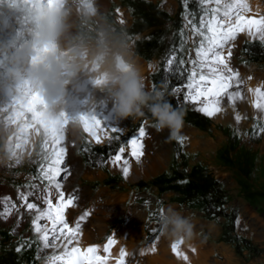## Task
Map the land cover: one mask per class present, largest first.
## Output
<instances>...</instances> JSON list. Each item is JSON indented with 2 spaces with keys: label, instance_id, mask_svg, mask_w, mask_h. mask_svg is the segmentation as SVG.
Returning <instances> with one entry per match:
<instances>
[{
  "label": "rangeland",
  "instance_id": "1",
  "mask_svg": "<svg viewBox=\"0 0 264 264\" xmlns=\"http://www.w3.org/2000/svg\"><path fill=\"white\" fill-rule=\"evenodd\" d=\"M77 1L85 3L87 11L79 10L80 12L71 17H63L67 21V29L57 38V44L62 47L80 45L90 52L103 49L110 58L121 47L126 48L129 59L136 56L139 63L147 66V72L143 74L146 90H153L155 87V90H165L166 96H173L171 93L173 86L177 83H187L186 77L171 76L172 79L168 78L165 83L163 67L172 52L181 46L185 51H177V57H183L187 61V52L194 46L189 39L190 28L185 27V16L193 19L198 25L199 17L203 15L205 8L210 6L202 4L200 0H144L151 6L147 8L146 5H140L143 11L141 12L133 5V0ZM139 1L142 0H135L137 5ZM260 1L264 3V0ZM53 2L52 0H17L16 5L0 7V37L3 34V26L8 29L12 25L5 23L11 19L12 13L9 11L22 9V11L17 10V18L13 21L17 26L13 37L5 38L4 44L0 42V108H8L5 111L6 116L0 118V122L15 121V125L25 124L28 125L27 127L35 122L34 111L23 105L21 101L29 95L42 94L31 78V69L49 53V47L35 42L33 15L41 4L48 7ZM68 9L65 14L69 15L71 10ZM155 9L160 12L151 16V22L155 23V27L142 28V23L150 21L144 16V11ZM160 29L165 31L157 32ZM151 32L164 39L167 48L158 58L147 61L134 54L133 49L135 40H146L150 38ZM252 42L249 37H245L235 44L232 65L236 69L241 68L242 74L258 71L264 77V43ZM25 50H27L26 54L22 55ZM194 56L193 52L192 57ZM86 65L79 72L78 77H81L77 82L79 87L75 85L78 78L75 76L70 78L71 82L61 98V106L75 111L77 117H81V114L89 117L96 114L101 117H114L111 96L100 84L102 78L93 71V63ZM22 74L26 75L27 88L22 85L24 81ZM17 82H20L19 85ZM10 83L16 85L18 92L15 91L13 94H17L18 102H14L11 96L3 95L2 87ZM174 100L177 102L175 97ZM177 104L185 112L197 111L206 116L197 110L198 105L183 102ZM145 110L149 117L142 122H147L146 131L151 139L150 146L160 149L163 153V162L154 173L144 176L140 172L132 171L133 173L125 178L120 168L108 162L112 155L104 158L90 148L91 144L101 145L109 141L104 139L105 133L110 135L112 132L110 127L104 126L103 121L100 128L96 129L97 135L103 139L99 144L95 143L89 134L84 133L82 119L74 125V135L71 136L66 133L72 123L57 124L51 129L34 125L36 128L35 130L33 128L32 132L37 130V134L28 149L27 147L21 149L22 145L14 147L12 143L7 148L5 139L0 135V195H12L15 198L16 190L23 189L31 182L32 177L38 175L39 164L43 162L42 142L53 129H59L64 134L61 146L65 148L67 143L69 144L68 148H65L61 167L66 168V162L73 157L74 164L70 169H77L79 177L73 179L72 187L79 188L81 196L87 201L82 211L88 208L95 196L99 193L104 194V204L99 208L101 211L97 215L104 218L102 226L105 230L102 236L97 238L98 240L92 239L90 243H106L111 232L124 228L129 217H132L131 227L140 232L137 247H146L150 241H154L153 237L156 234L152 229L162 228L158 215L152 213H158L161 207L165 211L171 207L183 216L189 217L194 224V237L196 242H199L201 251L200 261L197 264H264V134H252L253 125L256 123L254 117L257 113L250 109L242 111L237 105L239 113L246 116V119L239 124L234 120V111H225L217 115L226 120H216L206 116L210 120L207 126L197 127L184 119L183 127L175 137H172L167 128L157 131L151 113L147 108ZM19 113H23L20 119L17 118ZM136 120L137 118H127L119 121L124 130L119 133L123 134ZM27 127L24 129H28L29 132L30 129ZM26 132V130L21 132L19 143L26 139ZM137 134L138 130L132 136ZM179 136L185 137L183 146L177 142ZM51 143L49 141L50 147ZM123 146L127 147L126 144ZM221 153H227L229 162L221 160ZM17 160L19 164H16ZM194 164H199L204 171L212 173L226 192V201L213 219L206 218L207 211L213 210L210 203L205 205L207 211L204 212L198 208H190L185 204L170 201L169 198L175 194L172 190L159 193L153 185L147 187L137 185L138 181H148L158 174H170L173 169L186 173ZM85 170H93L96 173L93 177L86 178L80 173ZM66 180H63V186ZM243 181L250 183L255 192H261L262 195L255 196L250 201L246 200L239 186ZM30 221L31 217L27 216L20 221L19 226L14 217L0 221V264H45L52 250L42 248ZM126 237L125 240L128 239V236ZM125 240L122 244L112 247L114 252L119 254L121 248L124 249L127 244ZM20 245L24 247L18 252L16 249Z\"/></svg>",
  "mask_w": 264,
  "mask_h": 264
},
{
  "label": "snow or ice",
  "instance_id": "2",
  "mask_svg": "<svg viewBox=\"0 0 264 264\" xmlns=\"http://www.w3.org/2000/svg\"><path fill=\"white\" fill-rule=\"evenodd\" d=\"M200 2L210 7L205 8L198 25L185 16V27L190 28L189 39L194 47L187 52V61L183 57H177V51H185L182 46L172 52L163 67L164 82L167 83L170 76L186 77L187 83H177L171 89L177 103L198 105L197 110L208 117L221 114L226 110L225 105L230 106L237 124L246 119L237 110V105L250 102L257 113L252 134H264V82L255 88L247 87V81L252 77H241L239 69L234 68L231 62L235 41L241 34L247 35L253 42L264 43V15H249L252 12L249 0ZM81 119L84 133L89 134L97 144L103 142L96 132L102 121L106 128L110 127L112 133L123 131L114 117L96 114L91 117L82 116ZM146 124V121L142 122L138 134L125 141L127 147L118 146L115 154L109 157L108 162L120 167L125 178L131 171L130 160L139 163L144 155L143 140L148 135ZM114 138L119 139L118 136L112 137L105 133L104 139ZM63 139L64 134L59 129H53L41 145L43 162L39 164L38 175L32 177L31 182L23 189H17L15 198L12 195H0V221L14 217L19 226L26 216L31 217L32 230L42 248L52 250L45 264H108L111 259H115L116 264H126L125 258L129 254L125 249L121 248L118 257H112L111 246L115 244L112 238L103 246L104 255L100 254V245L81 246L82 223L91 215L89 210H85L74 223L68 221L67 211L76 206L78 197L67 195L63 190V180L70 175L66 168L61 167L66 151L61 146ZM49 141L52 142L51 147ZM184 141L185 137H177L181 146ZM16 164H19L18 160ZM164 212L161 207L158 213L152 215H158L161 220ZM152 232L156 234L154 241L158 240L162 228H153ZM183 244V237L173 240L171 250L177 258L188 261L187 253L181 250ZM23 247L24 245L18 246L16 251H21ZM156 250L153 243L148 251L154 253ZM191 251L195 252L196 249L191 248ZM144 254L146 253H141Z\"/></svg>",
  "mask_w": 264,
  "mask_h": 264
},
{
  "label": "bare ground",
  "instance_id": "3",
  "mask_svg": "<svg viewBox=\"0 0 264 264\" xmlns=\"http://www.w3.org/2000/svg\"><path fill=\"white\" fill-rule=\"evenodd\" d=\"M52 2L53 3L48 5V7L57 10L59 13L62 14V17H64V16H70L71 17V15L77 13L79 10L87 11V7H86L87 5H85V3H80L77 0H52ZM249 3H250V6L252 8V12L249 13V15H264V3H262L260 0H249ZM55 4H60V5H55ZM68 8H70V10H71V14H69V15L65 14L69 10ZM70 17H68V20L70 19ZM63 22L65 25V28H64V32H65L67 29V26H66L67 21H65L63 19ZM245 37H248V36L245 34H241L240 36H238L236 41H235V44L239 40H241ZM58 45L60 46L61 50L64 52H67L72 47V46L62 47L60 44H58ZM130 59L135 61V62H138V57H136V56H134ZM91 60H92V56H88L85 63L89 64V63H91V62H89ZM140 64L142 65V68H143V74H145L147 72V66L144 63H140ZM239 70H240L239 72L241 74V77H248V76L252 77L251 80L247 81V87L255 88L258 84L264 82V80H263L264 77L262 76L263 74L260 75L261 73L259 74L258 71L253 72V73L248 72L247 74H242V69L240 68ZM79 72H81V71H78L75 75V77L78 78V80L75 81L76 86L78 85L77 82L80 81V79H81V77H78ZM18 77H20V76H18ZM22 79H24L22 85H25V88H27L28 82L25 81V79H26L25 74H22ZM12 80H13V78H12ZM20 82H21V80H20ZM70 82H71L70 79H68L66 81V88L68 87ZM19 83H18V85H19ZM100 84H101V82H100ZM78 87H79V85H78ZM22 88H24V87H22ZM66 88H65V90H66ZM2 91H3V95L11 96V98L14 102H18L17 98H16L17 94L16 93H15L16 95L13 94L16 91V85L15 84L10 83V84L3 86ZM16 92H18V91H16ZM249 99H251V97ZM21 103L23 105H26L30 110L32 109L34 111V121L35 122L32 124L30 123L31 124L30 127H27L28 125L26 126L25 124H22L21 126H18V124L15 125V123H14L15 121L9 122V123L8 122H6V123L0 122L1 123L0 124V135H1V138L5 139V145L7 148L10 146L11 143L13 144L14 147L17 145H22L21 149H23L24 147H27V149L30 148L33 140L35 139L34 137L37 134V130L34 133L32 132L33 128L35 130L36 125H42V127L44 129H51V128H53V126H55L57 124H70V123H72V124H70V128H68V132L66 133L68 136H71V135H74V129H75L74 125L78 124L81 121V117H82L81 113H80L81 117H79V116L77 117L76 116L77 114H75V111L68 110L66 107L61 106V104H62L61 99L55 105H53L52 102L49 100V98H47L46 95L43 93L41 95H36V96H34V95L30 96L29 95V97L28 98L26 97L24 100L21 101ZM238 106L241 108L242 111H244L246 109H248V110L250 109L251 111L256 112L253 109L250 102L249 103L241 102L238 104ZM225 107H226L225 111L233 112V109L230 106L225 105ZM7 109H8L7 107L4 109L0 108V118L6 116L5 111ZM49 109H51L52 111L51 110L49 111ZM22 115H23V113H19V116H17V118H19V119L22 118ZM212 118L216 119V120H223V119L226 120V118H224L220 115L219 116L216 115ZM24 127L29 128L30 131L28 132V129H24ZM24 130L27 131L26 135H25L26 139L22 140V142L19 143V141H20L19 138L21 137V132L23 133ZM151 130H153V129H151ZM150 140L151 139H150L149 135H147V137H145L143 140L144 141V155L141 158L140 164L135 162L134 160H130L131 171L129 174H131L132 171H135L136 173L140 172L144 176H147L148 174L154 173L155 171H157L160 168V166L163 162V155H162L163 153L158 148H152L150 146V143H149ZM68 146H69V144L67 143L66 147L68 148ZM73 164H74V159H73V157H71L66 162V169H67V172L70 173V175L67 176L66 183L63 186V190L67 195L75 194L78 197V199L76 201V206L69 208L67 211V218H68V221L70 223H74L75 220L80 215L83 214V212L85 210L82 211L83 210L82 207L84 206L85 202H87L86 199H84V197L81 196L82 194L79 191V188H77V187L73 188L72 187L74 184L73 179L78 176L77 169H73V168L70 169V167H72ZM116 168H120V167L116 166ZM80 173L82 174V176H84L86 178H91V177H93V175H95L96 172H94L93 170H85V171L80 172ZM100 194L101 193H99L97 196H95L92 199V201L88 205V208L86 209V210L93 212L94 214L93 215L91 214L87 218V220L82 223L83 235L81 238V246L86 247L88 245H100L101 246L100 254L104 255L103 246L105 245V243H102V244L90 243V241L92 239H97V238L101 237L102 234L104 233V230H105V228L102 226V222H103L104 218L102 216L97 215V213L99 211H101L99 208H101L104 204L103 203V201H104L103 195L104 194L103 195L102 194L100 195ZM54 203H55V201H54ZM109 207H110V205H109ZM131 218L132 217H129L128 223L125 225L124 228H122L121 230L115 229L110 234L109 238H112L115 241V244L111 246L112 257H118L119 256V254L117 252H114L115 250L113 248L115 247V245H119L120 243L122 244L123 240H125L127 238L126 236H128V239L125 240V241H127V244L124 247L125 251L129 254L125 258L126 264H197V263H199V261H200L199 256L201 255V251H200V245L198 244L199 242L198 243L196 242L195 237H193L190 240L184 239V244L181 246V250L183 252L187 253L188 261H184L183 259L177 258V256L174 255L172 250H171V243L173 242V240H178V239H180V237H173L171 235L161 234L159 236L158 240H155L152 242L150 241V243L146 247H137V242H138V239L140 237V232L133 229V227H131V224L133 222V220ZM153 243L155 244V247L157 249L154 253L148 251L149 249H151L153 247ZM191 248H195L196 251L192 252ZM142 252H144L146 254L141 255ZM108 264H116L115 259L109 260Z\"/></svg>",
  "mask_w": 264,
  "mask_h": 264
},
{
  "label": "clouds",
  "instance_id": "4",
  "mask_svg": "<svg viewBox=\"0 0 264 264\" xmlns=\"http://www.w3.org/2000/svg\"><path fill=\"white\" fill-rule=\"evenodd\" d=\"M33 23L35 42L48 45L49 53L32 66L31 78L53 105L63 97L66 81L87 66L85 61L91 55L89 62L94 64L93 71L102 78L101 84L111 96L117 121L142 117L147 108L157 131L167 128L175 137L183 127L185 110L174 107L166 99L165 90H146L142 65L126 58V48L121 47L111 58L103 49L90 52L80 45L72 46L67 52L62 51L57 44V38L65 28L62 14L43 4L34 12ZM26 51L21 54H26ZM161 226L162 234L173 237L190 240L195 234L191 219L171 207L164 212Z\"/></svg>",
  "mask_w": 264,
  "mask_h": 264
},
{
  "label": "trees",
  "instance_id": "5",
  "mask_svg": "<svg viewBox=\"0 0 264 264\" xmlns=\"http://www.w3.org/2000/svg\"><path fill=\"white\" fill-rule=\"evenodd\" d=\"M133 1V5H135L137 9H140V5H146L147 8L151 6L149 2L144 0L139 1L138 5L135 0ZM140 11L143 12L142 9H140ZM158 13L160 12L156 9L151 11L145 10L144 16L150 21L149 23H142V28L150 27L153 29L155 27V23L151 22V16L158 15ZM176 13L177 11L175 14ZM156 22L158 23V21ZM164 31L165 29H160V31L157 32L162 33ZM154 33L155 32H151L150 38L146 40H135L133 49L134 54L143 57L147 61L156 59L163 54L164 50L167 48L166 42H164V39ZM252 43L257 44L259 42L255 41ZM166 99L169 100L174 107L178 106L173 96L168 95L166 96ZM144 113V116L137 118V120L131 124L123 134H120L119 132L110 134L112 137L118 136L119 139L114 138L101 145L91 144L90 148H92L93 151L97 152L104 158L113 155L117 151V147L124 145L125 141L128 138H131L132 135L138 130L140 123L145 118L149 117L146 115V110ZM184 119L185 121L197 127L207 126L210 123L209 118L197 111L185 112ZM220 158L225 162H229L227 153H221ZM137 185H140L141 187L153 185L157 188L159 193L172 190L175 194L169 198L170 201L177 202L179 204H185L190 208H198L204 212L207 211L205 205L210 203L211 207H213V210L207 211L206 218L208 219H213L215 216H217V211L220 210L226 201V192L223 190L222 184L211 173L204 171L199 164L192 165L189 171L186 173H182L173 169L170 174L161 173L149 179L148 181H138ZM239 186L242 195L248 201L252 200L255 196L262 195L261 192H255L252 185L248 182H240Z\"/></svg>",
  "mask_w": 264,
  "mask_h": 264
},
{
  "label": "crops",
  "instance_id": "6",
  "mask_svg": "<svg viewBox=\"0 0 264 264\" xmlns=\"http://www.w3.org/2000/svg\"><path fill=\"white\" fill-rule=\"evenodd\" d=\"M19 1H21V0H19ZM16 3H17V0H8V1L7 0H0V7L7 8L8 6H10L12 4L16 5ZM17 10H19V11L21 10L22 11V9H17ZM17 10L9 11V13H12L10 15L11 19H8L7 21H5V23L6 24L10 23L12 25L8 29H7V27L3 26V34L0 37V42L2 44H4L6 42L4 40L5 38H8V37L11 38V37H13L12 35H14L13 32H14V29H16L17 26H16V24L13 21H15L14 19L17 18Z\"/></svg>",
  "mask_w": 264,
  "mask_h": 264
},
{
  "label": "built area",
  "instance_id": "7",
  "mask_svg": "<svg viewBox=\"0 0 264 264\" xmlns=\"http://www.w3.org/2000/svg\"><path fill=\"white\" fill-rule=\"evenodd\" d=\"M212 174V173H211ZM213 175V174H212Z\"/></svg>",
  "mask_w": 264,
  "mask_h": 264
}]
</instances>
